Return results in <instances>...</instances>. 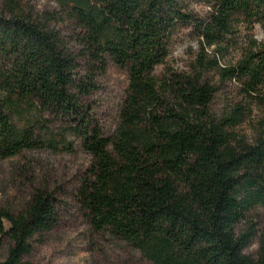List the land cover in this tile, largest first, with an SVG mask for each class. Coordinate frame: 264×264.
<instances>
[{"label": "trees", "instance_id": "16d2710c", "mask_svg": "<svg viewBox=\"0 0 264 264\" xmlns=\"http://www.w3.org/2000/svg\"><path fill=\"white\" fill-rule=\"evenodd\" d=\"M24 1L6 0L0 16V159L55 149L44 124L68 121L91 158L76 199L94 233L151 264H264V237L251 258L243 251L253 230L235 231L248 212L264 210V129L251 144L234 132L253 103L264 104V0H50L79 31L78 55L23 12ZM190 1L207 15L195 16ZM185 29L202 45L199 70L176 72L166 65ZM240 29V61L217 74L240 85L244 101L216 118V88L204 74L237 44ZM80 58L91 77L79 75ZM109 63L126 71L127 87L117 127L105 136L81 101ZM57 204L43 187L24 210L0 211V240L10 242L0 264H27L33 238L57 225Z\"/></svg>", "mask_w": 264, "mask_h": 264}, {"label": "rangeland", "instance_id": "374dc122", "mask_svg": "<svg viewBox=\"0 0 264 264\" xmlns=\"http://www.w3.org/2000/svg\"><path fill=\"white\" fill-rule=\"evenodd\" d=\"M6 0H0V16H7ZM23 12L40 18L48 30H55L64 39L70 50L78 55L80 48L76 36L78 30L50 0H25L21 3ZM189 10L197 17H205L208 8L195 1L188 4ZM241 32L237 44L217 59V67L205 72L204 77L216 88V94L209 106L214 117L219 118L229 108L244 101L240 85L235 81L221 82L218 68L235 65L241 59L246 46L245 30ZM254 36L261 40L262 34L256 30ZM181 39L174 44L167 67L176 72H189L198 68L201 44L190 36V31L181 32ZM205 60L211 61L213 48L205 49ZM85 59L79 60V75L87 72ZM164 67L157 68L155 74L163 76ZM94 89L82 98V105L90 108V115L105 136H111L119 122V109L127 87V74L122 68L109 63L106 71L93 76ZM262 123L264 129V104L253 103L242 122L234 132L251 144L258 134ZM73 123L48 118L44 127L53 135L57 147H45L34 151H24L11 159H0V211L20 212L24 210L35 189L46 188L57 199V225L32 240L30 253L23 257L27 264H151L138 251L114 240L107 234L94 233L85 213L79 206L77 190L91 165V158L81 147L80 140L71 135ZM69 144V147H65ZM252 229L253 238L243 251L246 256L255 258L261 239L264 237V210L255 208L240 221L237 234ZM10 242L0 240V262L7 256Z\"/></svg>", "mask_w": 264, "mask_h": 264}]
</instances>
